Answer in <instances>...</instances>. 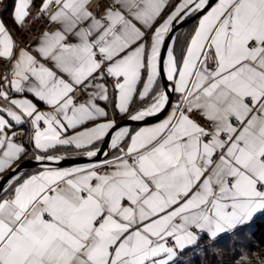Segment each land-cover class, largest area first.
I'll return each instance as SVG.
<instances>
[{
    "label": "snow or ice",
    "instance_id": "obj_1",
    "mask_svg": "<svg viewBox=\"0 0 264 264\" xmlns=\"http://www.w3.org/2000/svg\"><path fill=\"white\" fill-rule=\"evenodd\" d=\"M0 3V264H190L264 214V0Z\"/></svg>",
    "mask_w": 264,
    "mask_h": 264
},
{
    "label": "trees",
    "instance_id": "obj_2",
    "mask_svg": "<svg viewBox=\"0 0 264 264\" xmlns=\"http://www.w3.org/2000/svg\"><path fill=\"white\" fill-rule=\"evenodd\" d=\"M6 2L8 3L9 0ZM194 22L195 20H192L179 29L178 34L181 37V42H183L184 35L191 32ZM30 170L25 171L29 172ZM247 246L248 248H246ZM253 246H264V214L256 217L250 225L239 230L238 233L221 236L215 246L206 253L196 249L194 252H190L186 258L190 260V264H236L244 250L251 252ZM248 261L251 264H259V261H264V257L255 258L252 256Z\"/></svg>",
    "mask_w": 264,
    "mask_h": 264
},
{
    "label": "water",
    "instance_id": "obj_3",
    "mask_svg": "<svg viewBox=\"0 0 264 264\" xmlns=\"http://www.w3.org/2000/svg\"><path fill=\"white\" fill-rule=\"evenodd\" d=\"M193 20H194V19H193ZM191 21H192V20H191ZM191 21H189V22H191ZM189 22L185 23L184 25L188 24ZM184 25H183V26H184ZM183 26L178 27V28H177V32H178L179 29H181ZM163 115H165V113H164ZM163 115H162V116H163ZM162 116H161V117H162ZM161 117H160V118H161ZM154 121H156V119H155V118H151V119L148 121V123H150V122H154ZM120 123H121V125H125V124H126V125H128V126H131V125H141V124H143L144 122H134V121H130V120H126V119H122V120L120 121ZM86 162H88V160H87L86 158H84V157H77V158H75V159H70V160H68V161L61 162L60 166L71 165V164H73V163L78 164V163H86ZM31 167H37L36 163H35V162H30V163L26 164V165H25V170L28 169V168H31Z\"/></svg>",
    "mask_w": 264,
    "mask_h": 264
},
{
    "label": "crops",
    "instance_id": "obj_4",
    "mask_svg": "<svg viewBox=\"0 0 264 264\" xmlns=\"http://www.w3.org/2000/svg\"><path fill=\"white\" fill-rule=\"evenodd\" d=\"M4 2L5 3H7L6 2V0H4ZM3 3H0V8H3ZM3 18L5 19V21L8 23V25L10 26V27H14V25L12 24V20H11V18H10V12L9 13H4L3 14ZM194 25H195V22H194V24H193V27H194ZM29 98H31V97H29ZM41 107L43 108V105H41ZM167 113H165V115H166ZM161 119H163V116L161 117ZM156 121H154V122H150V123H155ZM139 126H143V124H141V125H131L130 127H132V128H136V127H139ZM87 163V162H86ZM78 164H83V163H78ZM68 166H70V165H66V166H61V167H68ZM35 168L36 167H31V168H28V169H26V170H29V169H31L29 172H31V171H33V170H35ZM259 215H261V214H258V216ZM257 216V217H258Z\"/></svg>",
    "mask_w": 264,
    "mask_h": 264
},
{
    "label": "rangeland",
    "instance_id": "obj_5",
    "mask_svg": "<svg viewBox=\"0 0 264 264\" xmlns=\"http://www.w3.org/2000/svg\"><path fill=\"white\" fill-rule=\"evenodd\" d=\"M253 247H254V246H253ZM246 248H248V246H247ZM260 254H261V255H260ZM243 255L246 256L247 260H249L252 256L255 257V258L258 257V256H262V257H264V246H255V247L252 249L251 252L246 251V249H245L244 252H243ZM239 259H240V257H239ZM239 259H238V260H239ZM256 260H258V259H256Z\"/></svg>",
    "mask_w": 264,
    "mask_h": 264
}]
</instances>
